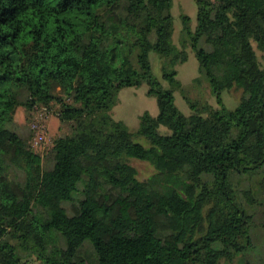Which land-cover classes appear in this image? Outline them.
Returning <instances> with one entry per match:
<instances>
[{"label":"trees","instance_id":"obj_1","mask_svg":"<svg viewBox=\"0 0 264 264\" xmlns=\"http://www.w3.org/2000/svg\"><path fill=\"white\" fill-rule=\"evenodd\" d=\"M195 3L176 44L172 0H0V264H227L251 246L240 183H264V0ZM187 48L217 107L177 78ZM142 83L158 112L131 130L112 109ZM232 87L243 94L228 108ZM53 105L68 127L44 168L8 124L17 106L34 120ZM131 158L154 172L140 179Z\"/></svg>","mask_w":264,"mask_h":264},{"label":"rangeland","instance_id":"obj_2","mask_svg":"<svg viewBox=\"0 0 264 264\" xmlns=\"http://www.w3.org/2000/svg\"><path fill=\"white\" fill-rule=\"evenodd\" d=\"M196 11L197 6L195 0H172V6L170 12L173 17V41L179 44V40L182 37V21L181 15L187 14L189 16V26L193 31L196 25ZM200 45L205 48H210L208 43L203 40L200 41ZM188 58L178 64L177 78L184 85L185 92L193 100L197 102H207L212 107H217L216 102L211 90L209 88L206 79L198 74V60L195 53L191 48H187ZM150 63L153 73L161 80V62L158 56L154 53H150ZM199 75V81H194L193 78ZM148 85L142 83L140 86H126L119 90L118 101L112 109V115L115 119L124 121L129 129L134 130L138 124V116L144 110H148L151 114L158 112V106L156 98L153 95L147 93ZM243 92L241 89L230 88L224 89L221 92L223 102L226 107L234 108L239 102ZM175 104L178 109L185 115L191 112L188 103L183 98L179 91H174ZM58 109V105H53L48 112L38 111L36 119H32L31 115L25 110L23 106H17L13 120L8 126L17 131L20 136L32 139L34 141V133L31 128L33 121H39L43 128L44 138L42 141L34 143V150L38 152L42 157V164L44 168H50L52 166V152L51 145L53 138L57 135L64 134L67 131V123L60 120L55 112ZM144 145H148L145 138L139 137L136 139ZM130 162L136 167L138 177L144 179L150 176L154 172V168L144 160L131 158ZM262 184V186H261ZM264 183L260 181L259 177H253L249 183L241 182L240 186L248 188L250 190L251 201L249 204L250 214L252 216L250 224V233L252 238V244L245 253H239L235 258L227 264H264V203H261V192ZM68 211L72 212L73 208L69 204L65 203ZM223 260H221L222 262ZM220 262V263H221ZM38 262L33 259L31 264H37ZM222 264V263H221Z\"/></svg>","mask_w":264,"mask_h":264},{"label":"built area","instance_id":"obj_3","mask_svg":"<svg viewBox=\"0 0 264 264\" xmlns=\"http://www.w3.org/2000/svg\"><path fill=\"white\" fill-rule=\"evenodd\" d=\"M31 128L33 130L34 133V143L40 142L42 141V139L44 138V134H43V128L42 125L40 124L39 121H33L31 123Z\"/></svg>","mask_w":264,"mask_h":264}]
</instances>
